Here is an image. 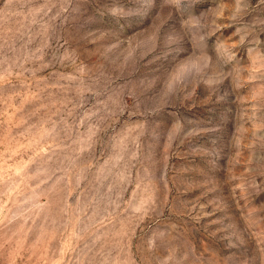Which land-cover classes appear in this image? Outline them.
<instances>
[{"label":"rangeland","instance_id":"374dc122","mask_svg":"<svg viewBox=\"0 0 264 264\" xmlns=\"http://www.w3.org/2000/svg\"><path fill=\"white\" fill-rule=\"evenodd\" d=\"M0 264H264V0H0Z\"/></svg>","mask_w":264,"mask_h":264}]
</instances>
